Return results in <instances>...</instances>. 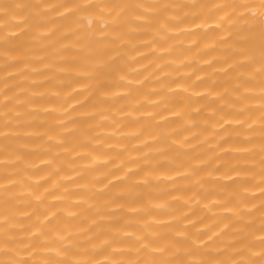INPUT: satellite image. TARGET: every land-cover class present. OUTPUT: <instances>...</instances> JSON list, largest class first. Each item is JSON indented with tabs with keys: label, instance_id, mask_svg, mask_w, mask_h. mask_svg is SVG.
Instances as JSON below:
<instances>
[{
	"label": "bare ground",
	"instance_id": "6f19581e",
	"mask_svg": "<svg viewBox=\"0 0 264 264\" xmlns=\"http://www.w3.org/2000/svg\"><path fill=\"white\" fill-rule=\"evenodd\" d=\"M0 264H264V0H0Z\"/></svg>",
	"mask_w": 264,
	"mask_h": 264
}]
</instances>
